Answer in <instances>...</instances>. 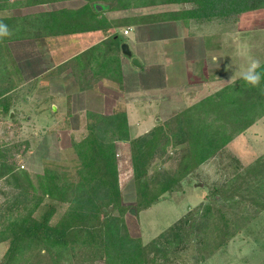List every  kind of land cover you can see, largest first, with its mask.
I'll return each instance as SVG.
<instances>
[{
    "label": "rangeland",
    "instance_id": "rangeland-1",
    "mask_svg": "<svg viewBox=\"0 0 264 264\" xmlns=\"http://www.w3.org/2000/svg\"><path fill=\"white\" fill-rule=\"evenodd\" d=\"M35 1L0 0V18L6 20L20 18L42 13L54 7L40 6ZM81 3L83 0L68 6ZM96 4H99L100 12L109 10V3L100 1ZM192 7L193 4L188 2L154 6L134 5L123 11L125 17L119 18H123L128 23L126 25L133 23L161 25L166 22L161 20L164 12L187 10ZM115 20L118 19L114 18ZM215 21L221 22L220 25H216L221 31L233 32L232 37L236 35L238 43L237 46L224 43L220 56L231 65L224 66L223 82L220 86L216 85L220 89L212 94L220 92L229 84H234L239 79V70L247 65V57L240 60L241 54L237 53L239 45H247L248 54L258 58L261 63L264 62V8ZM202 22L209 21L189 18L170 22L166 26L170 27L168 29L170 31L183 25L198 26V23ZM120 27L122 30L126 26ZM168 31L166 35L169 34ZM61 43L62 41L55 36L0 41V89H8L0 97V101L7 97L9 104L8 113L0 105V230L8 223L9 211L12 209L15 214V201L22 199L20 198L22 194L26 192L41 195L40 179L46 169L55 171L60 176V183L64 185L80 179L78 170L81 167V159L78 146L89 134L88 125L93 121L89 117V110L84 111L82 104L80 108L77 95L74 100L77 106L74 107L78 112H72L70 95L75 92L68 94L69 98L67 97L65 102L67 109L55 98V94L60 91L62 84L64 85V82L60 79L56 82V79L64 78L68 82L72 80L71 72L66 70L70 66L69 62L56 66L61 59L73 53L72 50L65 52L66 54L61 53L57 49ZM236 53L239 56L233 62ZM60 71L67 73L60 74ZM142 77L146 78L145 75H141ZM136 80L135 77H126L128 86H134ZM66 81L65 84L68 83ZM53 105H56V108ZM177 113L154 115L152 123L154 127L151 130L169 121ZM263 118L264 116L247 133L238 134L240 137L237 135L238 137L236 136L225 149L206 160L204 162L206 167L198 170L200 167L198 166L181 179L180 185L161 195L160 199L151 205L152 209H149L150 206L140 211L136 207L140 193L146 186L149 190L155 191L158 190L160 183L172 181L178 175L180 177L181 161L187 145H177L171 141L159 149L149 164L148 175L140 181L136 178L130 142H116L118 183L125 208L109 207L111 220L117 219L115 223L121 227L123 234L128 233L133 238H140L143 244H147L163 235L190 210L194 211L196 206L209 203L223 210L233 235L217 245L215 243L217 234L213 230L211 218L203 219V210H195L189 221L192 226L191 243L186 247L182 246L183 250L177 255L172 254L168 264H264V181L250 188L251 197L246 201H238L240 197L216 199L212 194L214 187L230 184L236 172L242 171L237 168L233 158H237L243 167H247L264 156ZM130 120V116L127 115L130 139L142 138L147 134L143 132L140 136H134L130 129ZM138 133L135 132V135ZM244 193L248 194V190L244 189ZM50 205L56 206V212L51 219L52 224L56 223L70 206L67 202L45 196L35 210V216L40 218ZM188 229L190 230V227ZM153 236L154 238H151ZM9 244V239L0 241V264H4ZM175 247V245L171 247L172 250ZM43 254L44 251L40 256L36 252H28L30 262L26 264H54ZM68 256L76 259L73 252ZM95 264H105V261L98 260Z\"/></svg>",
    "mask_w": 264,
    "mask_h": 264
},
{
    "label": "trees",
    "instance_id": "trees-1",
    "mask_svg": "<svg viewBox=\"0 0 264 264\" xmlns=\"http://www.w3.org/2000/svg\"><path fill=\"white\" fill-rule=\"evenodd\" d=\"M98 1L109 3V10L127 9L134 5L193 4L187 10L164 12L163 21L228 19L246 11L264 8V0H87L79 9L63 8L20 18H0V22L7 24L13 31V35L3 41L65 35L122 25L117 20L115 26H112L106 17H100L101 12L94 5ZM122 43L118 33L113 32L100 44L73 58L74 62L81 66L83 72L91 67L94 75L122 85ZM73 70L75 72L77 68ZM259 71L264 73V62ZM7 91V88L0 89V97ZM7 99L3 97L0 101L6 113L9 111ZM88 113L93 122L88 125L89 134L78 146L80 179L64 185L60 183V176L55 171L46 169L40 179L41 195L25 192L20 196L22 199L15 201V214L12 209L9 211L8 223L0 230V241L10 240L4 264H23L24 261L26 264L30 262V257H27L30 251L39 256L44 251L43 256L54 264H95L98 260H104L105 264H168L172 254L177 255L183 250L182 246L191 243L192 226L189 221L193 212L200 209L203 210V219L212 220L217 245L233 235L223 210L209 203L196 206L194 211L190 210L163 235L147 244H143L140 238L123 234L121 227L115 223L117 219L111 220L109 210V207L125 208L118 183L116 142H130L136 178L140 181L148 175L149 164L159 149L171 141L177 145H187L181 161L180 177L178 175L172 181L160 183L155 191L146 186L140 193L136 208L139 211L146 209L264 116V80L257 87H251L239 78L220 92L177 113L142 138L130 139L125 112ZM232 160L242 171L236 172L230 184L214 187L212 194L216 199L240 197L238 201L249 200L250 188L264 181V156L247 167H243L237 158ZM244 189L248 190V194L244 193ZM45 196L70 205L54 224L51 223L56 212L54 205L48 206L40 218L35 216V210ZM174 245L176 247L172 250ZM72 252L76 259L68 256Z\"/></svg>",
    "mask_w": 264,
    "mask_h": 264
},
{
    "label": "crops",
    "instance_id": "crops-1",
    "mask_svg": "<svg viewBox=\"0 0 264 264\" xmlns=\"http://www.w3.org/2000/svg\"><path fill=\"white\" fill-rule=\"evenodd\" d=\"M43 1L38 5L54 6L51 8L54 10L79 9L87 3V0H83V3L73 6L80 0ZM96 3H100V1ZM71 4L73 5L68 6ZM51 9L46 11H52ZM123 11L125 9H115L100 14V17H106L112 26H115L117 21H114V18L121 19L119 22L122 26H126L122 30L119 25L109 29L52 35L62 41L61 46L59 45L57 48L61 53L66 54L70 50L73 51L71 55L61 59L56 65L58 67L69 62L70 66L66 70L71 72L72 80L68 82L64 78L56 79V82L60 79L64 85L62 84L60 91L55 94V98L61 106L65 107L69 92H75L76 94L70 95L72 101L70 108L73 113L78 112L74 101L76 95L79 106L81 108L82 104L84 111L89 110L102 114L125 112L131 119L130 129L137 137L143 132L144 134L148 133L154 127L152 124L154 115L175 114L182 108L188 107L220 89L218 86L223 82L224 66L231 65L222 59L220 53L223 51L224 43L237 46L238 39L235 38L236 33L232 37L233 32L221 31L219 26H216L221 24L220 21L202 22L198 23V26L183 25L168 31L170 27L166 25L180 20L166 21L161 25L151 23V26L141 23L126 25L128 23L123 18H119L126 16L122 14ZM211 22L214 26L210 24ZM125 29L129 30L128 34L124 33ZM167 31L168 35L165 34ZM113 32L118 33L122 42L129 44L133 54L132 57H128L120 50L122 85L106 77L94 75L91 67H87L83 72L81 66L76 64L73 59L87 49L100 44ZM237 53L232 59L233 62L239 56ZM213 55L218 57L215 63L212 60ZM133 57L140 60L141 67L133 64ZM241 58L243 60L246 56L241 55L240 60ZM93 66L96 67V63ZM75 67L77 70L74 72L73 68ZM64 72L67 73V71L59 73ZM141 75H145L146 78H141ZM126 77H135L137 79L135 85L128 86ZM65 81L69 86L65 84ZM254 125L242 134L247 133ZM135 132L139 133L135 135ZM240 135L238 136L240 137ZM204 167H206V163L200 165L198 170ZM152 206L149 209H152Z\"/></svg>",
    "mask_w": 264,
    "mask_h": 264
},
{
    "label": "clouds",
    "instance_id": "clouds-1",
    "mask_svg": "<svg viewBox=\"0 0 264 264\" xmlns=\"http://www.w3.org/2000/svg\"><path fill=\"white\" fill-rule=\"evenodd\" d=\"M13 35V31L9 26L3 22H0V41L5 38H9ZM238 53L247 57V65L239 70L238 76L242 79L246 85L251 87H257L262 80H264V73L259 71L261 68V61L258 58L252 57L248 54L247 45H239ZM213 62H217L218 57L212 56ZM234 78V77H231Z\"/></svg>",
    "mask_w": 264,
    "mask_h": 264
},
{
    "label": "water",
    "instance_id": "water-1",
    "mask_svg": "<svg viewBox=\"0 0 264 264\" xmlns=\"http://www.w3.org/2000/svg\"><path fill=\"white\" fill-rule=\"evenodd\" d=\"M98 5H99V4H96V5H95L96 8H97V10L100 9V8L98 7ZM121 50H122V53H123L124 55H126V56H128V57H132L133 54H132V51H131V49H130V46H129V44H128L127 42H123V43L121 44ZM133 64L136 65V66H138V67H141V66H142L140 60H139L137 57H133Z\"/></svg>",
    "mask_w": 264,
    "mask_h": 264
},
{
    "label": "built area",
    "instance_id": "built-area-1",
    "mask_svg": "<svg viewBox=\"0 0 264 264\" xmlns=\"http://www.w3.org/2000/svg\"><path fill=\"white\" fill-rule=\"evenodd\" d=\"M129 30L128 29H125L124 33L125 34H128Z\"/></svg>",
    "mask_w": 264,
    "mask_h": 264
}]
</instances>
